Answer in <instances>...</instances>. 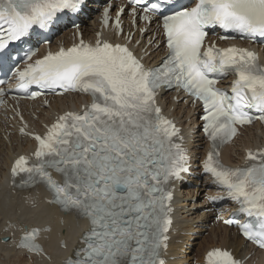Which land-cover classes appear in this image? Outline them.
Wrapping results in <instances>:
<instances>
[{
	"label": "snow or ice",
	"instance_id": "obj_1",
	"mask_svg": "<svg viewBox=\"0 0 264 264\" xmlns=\"http://www.w3.org/2000/svg\"><path fill=\"white\" fill-rule=\"evenodd\" d=\"M88 3L0 0V72L7 77L25 61L23 68L12 72L16 90L27 93L28 99L45 92L91 96L83 111L58 115L42 135L23 124L20 133L31 136L37 148L32 158H16L11 168L14 188L43 183L52 196L49 203L90 222L82 246L63 264H167L174 185L193 171L181 129L157 104L162 90L173 89L202 104L203 132L211 142L202 173L224 193L208 197L209 202L231 201L238 205L233 217L254 218L223 223L237 225L247 241L264 249V149H248L246 165L236 168L225 166L219 151L238 134V126L264 122V65L248 48L208 42L209 30L218 27L264 43V0H192L191 6L177 0H127L135 19L158 18L168 51L154 68L146 67L126 43L100 39L99 32L95 43L81 37L71 47L59 46L33 59L40 44L51 43L47 34L62 15L77 16ZM113 7L107 3L103 8L102 24L111 23L123 35L121 17L126 9L119 7L113 20ZM71 23L79 29L74 20ZM230 38L234 37H219ZM13 44L21 47L16 50ZM153 44L156 41L149 39ZM230 73L235 76L231 91L217 87ZM4 94L0 88V96ZM15 227L8 222L4 231ZM20 230L19 242L4 236L0 244L11 242L30 253H43L36 243L38 230ZM206 264L241 260L229 250L214 248L207 252Z\"/></svg>",
	"mask_w": 264,
	"mask_h": 264
},
{
	"label": "clouds",
	"instance_id": "obj_2",
	"mask_svg": "<svg viewBox=\"0 0 264 264\" xmlns=\"http://www.w3.org/2000/svg\"><path fill=\"white\" fill-rule=\"evenodd\" d=\"M10 176L5 175L0 178V218L5 221L12 220L17 223H35L46 215V201L40 197L38 193H31L23 203H20L16 197L10 193ZM56 223L55 219L51 221ZM74 227L82 229L83 225L77 223ZM11 248V245L8 246ZM12 252L7 251L5 256L11 255Z\"/></svg>",
	"mask_w": 264,
	"mask_h": 264
},
{
	"label": "bare ground",
	"instance_id": "obj_3",
	"mask_svg": "<svg viewBox=\"0 0 264 264\" xmlns=\"http://www.w3.org/2000/svg\"><path fill=\"white\" fill-rule=\"evenodd\" d=\"M255 139H251V141H254ZM194 148H196V146H193ZM3 152L5 153V151L3 150ZM6 155L9 154V152L5 153ZM6 155L4 156V154H2L3 156V159H2V162L0 163V174L2 173V166L4 165V161L7 160L6 158ZM200 198L201 196L199 197L198 199V202L197 203H193V204H189L188 202L186 203V207H187V210H186V213L188 214L187 216L184 217V219H186V226L188 228H191V226L193 225H197L199 224L200 222L202 221H206L208 219V216L205 215V214H202L201 211L199 210L201 206V203H200ZM69 226H71V224L69 222L66 223V228H68ZM196 230H199V232H203L201 231L199 228L196 229ZM225 234H224V238L221 239V243H223L224 245L226 246H229L230 248H234L235 250L238 249V246L240 244V241L236 238V237H233V238H229L227 236V232L224 231ZM80 235V234H79ZM221 235V234H220ZM185 241H189L190 238H184ZM204 243H211V240L209 239H204L203 240ZM193 245H199L197 241H194L193 242ZM172 250L173 251H176V246L173 245L172 246ZM250 250L248 249V246H246L244 249H243V252L244 253H247L249 252ZM258 257V262L256 264H264V256L263 254H258L257 255ZM191 259V256L188 257L187 256V259ZM252 262V259H250L248 261V263H251ZM0 264H27L25 259L22 258V257H19L18 255L14 254V255H9V256H5L4 253H0Z\"/></svg>",
	"mask_w": 264,
	"mask_h": 264
}]
</instances>
